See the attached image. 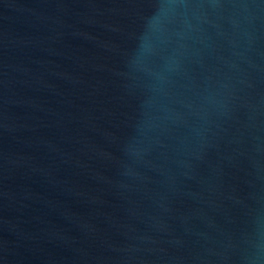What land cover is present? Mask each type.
Returning a JSON list of instances; mask_svg holds the SVG:
<instances>
[{"label": "water", "instance_id": "obj_1", "mask_svg": "<svg viewBox=\"0 0 264 264\" xmlns=\"http://www.w3.org/2000/svg\"><path fill=\"white\" fill-rule=\"evenodd\" d=\"M0 264H264V0H0Z\"/></svg>", "mask_w": 264, "mask_h": 264}]
</instances>
